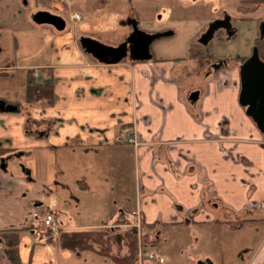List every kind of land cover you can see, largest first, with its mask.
Masks as SVG:
<instances>
[{
    "label": "crops",
    "instance_id": "obj_1",
    "mask_svg": "<svg viewBox=\"0 0 264 264\" xmlns=\"http://www.w3.org/2000/svg\"><path fill=\"white\" fill-rule=\"evenodd\" d=\"M17 2L0 0V8ZM20 3L27 6L28 0ZM69 11L80 15L73 8ZM39 12L55 15L46 6L31 13L32 19ZM130 17L136 25H132L123 42L134 28L155 33L141 28L138 14ZM5 25L0 23V28L5 29ZM4 33L0 32L1 54L5 50L1 41L5 39ZM77 39L81 40L79 36ZM209 41L195 47L211 56L204 48ZM83 54L80 64L17 66L15 62L13 68L2 70L48 68L55 90V102L50 108L38 107L28 115L20 103L5 102L16 107V111L0 110L3 149L65 152L58 164L61 168L56 172V188L64 190L66 199H76L74 203L79 209L84 204L73 196L72 190L77 188L65 177L77 166L74 152L79 151L86 158L101 155L97 167L109 175V179H104L120 195L115 217L127 211L136 222V213L149 232L161 236L171 227L200 228L205 232L226 226L230 232L241 233L249 225L262 226L256 232L252 230V243L249 236L244 237L237 242L238 247L231 244L228 255L213 245L197 261L221 264L228 259L231 264H264V136L239 103L240 65L230 64L217 70V65L224 62L214 59L217 64L210 63L214 71L205 75L208 78L204 76V86L194 87L193 76H200L186 70L195 69V59L156 61L154 56L134 62L128 57L116 64H106L85 50ZM195 92H199V99L193 102L190 97ZM219 94L226 95L228 100L213 102ZM30 120L33 124L27 123ZM83 169L89 173L94 167L88 162ZM6 173L0 171V195H11L16 202L18 199L21 208L16 210L13 203L0 196V230L31 227L47 212V186L27 173L21 177ZM87 182L85 178L81 180V193L90 192ZM65 204L71 202L66 200ZM61 221L69 224L71 230L73 227L71 232H88L90 228L83 219L80 224L75 221L76 225L67 216ZM197 236L202 244L203 233Z\"/></svg>",
    "mask_w": 264,
    "mask_h": 264
},
{
    "label": "rangeland",
    "instance_id": "obj_2",
    "mask_svg": "<svg viewBox=\"0 0 264 264\" xmlns=\"http://www.w3.org/2000/svg\"><path fill=\"white\" fill-rule=\"evenodd\" d=\"M17 1V5L0 8V23L7 26L3 29L5 39L1 40L5 50L3 49V53L0 54V101L20 103L26 115L35 108H50L52 105L47 101L27 103L25 98L27 70L20 67L12 70L15 62L17 66L80 64L84 49L81 40L77 39L78 36L82 39L86 35L87 38H95L94 40L105 46L119 47L136 22L131 20L130 15L140 16L143 30L153 31L154 34H172L153 43L151 56L158 58L184 59V61L195 59L198 62L200 56L193 55L190 49L201 43L211 25L217 21H227L228 28L218 29L204 48L212 59L219 61L218 63L227 62L233 66L240 59H248L253 55L257 39H262L264 42V35L261 32L264 23V0H28L27 6L21 5L20 0ZM49 5L53 10L48 8ZM46 6L53 14L66 20V30L59 31L53 26L45 27L38 24L35 18L32 19L31 13ZM70 7L80 15L69 11ZM13 31L17 33L16 38L13 37ZM10 67L12 68L8 69L9 71H2ZM195 70H198V64L195 69L187 67L186 70L200 76L197 79L193 76L194 87L204 86V76L214 71L212 64L200 68L199 73ZM41 74V70H36L37 76L40 77ZM206 78L208 77L205 76ZM185 87L187 89L188 85L185 84ZM217 99L219 102L228 100L226 95L219 94L214 96L212 101ZM27 123L33 124V121ZM0 148H5L2 142ZM64 153L52 150H28V152L14 150L0 155L1 172L5 171L7 175L13 174L16 177L27 173L47 186V200L44 207V211L47 212H44L38 222L31 225L33 229L22 233L23 264H117L116 262L198 264L199 256L211 250L213 245L228 255L227 252H231V244L238 247L237 242L248 236L249 242L252 243L255 240V237H252L253 232L262 229V226L249 225L240 233L230 232L226 226H218L214 231L205 232L200 231V228L192 230L171 227L166 229L162 236L144 229L139 238L141 241L144 240L147 246L142 249L140 241L137 245L133 244L131 225L135 222V218L131 215L132 219H130V213L127 214V211L117 217L114 215L120 206V195H117L113 185H109L105 180L109 179V175L100 172L97 167L103 156L86 158L84 152V157L80 156L79 151L74 152V161L79 167H73V172L66 174L65 177L68 176L73 181L72 186L77 188L75 191L72 190V193L81 200L82 206L84 204L79 209L74 203L76 199H66L64 190L56 188V177L61 168L58 164L65 158ZM88 159L94 170L89 169V173H85L83 164L87 165ZM83 178L91 185L90 192L86 194L78 189ZM2 196L1 199L13 203L16 210L21 208L18 199L16 202L11 195ZM66 200L71 204L66 205ZM25 207L28 210L27 205ZM47 214H52L56 223L61 225L58 236L52 234L49 236L51 232H48L41 223L38 224ZM62 215L63 218L67 216L69 221H76L78 224L83 219L84 223L90 226L89 233L102 232L100 233L102 235L91 236L92 242L97 241L91 243L93 250L72 251L60 246V233L73 230V227L71 230L69 224L61 221ZM122 218L127 219L125 220L127 222L120 223L119 220ZM199 233H203L202 244L198 243ZM117 236L121 237L120 241L116 240ZM2 247L0 244V264H8L2 256ZM141 250L157 252L159 256H163L164 262L147 261L141 256ZM231 262L227 259L224 263H220L231 264Z\"/></svg>",
    "mask_w": 264,
    "mask_h": 264
},
{
    "label": "water",
    "instance_id": "obj_3",
    "mask_svg": "<svg viewBox=\"0 0 264 264\" xmlns=\"http://www.w3.org/2000/svg\"><path fill=\"white\" fill-rule=\"evenodd\" d=\"M40 25H51L59 31L66 29V21L59 16L49 12H39L34 17ZM136 23H134V26ZM228 28L227 21H217L207 31L202 39L205 44L211 39L218 29ZM264 35V23L261 26ZM171 34V33H169ZM168 34H148L134 28L132 35L119 47H108L92 38H82L80 43L86 53L92 55L98 61L106 64H116L130 57L134 62L147 61L151 59V47L154 42ZM2 48L0 46V54ZM219 66V65H218ZM241 91L239 95L240 105L246 109V114L253 120L259 131L264 136V61L259 58L256 48L253 55L240 65ZM199 99V92L191 95L190 100L196 102ZM0 110L15 112L16 107L7 106L0 102Z\"/></svg>",
    "mask_w": 264,
    "mask_h": 264
},
{
    "label": "trees",
    "instance_id": "obj_4",
    "mask_svg": "<svg viewBox=\"0 0 264 264\" xmlns=\"http://www.w3.org/2000/svg\"><path fill=\"white\" fill-rule=\"evenodd\" d=\"M52 4V3H51ZM49 9H53L51 5L48 7ZM3 31V28H0ZM0 31V32H1ZM17 33H13V37L16 38ZM17 41V39H15ZM255 48L258 49L259 58L264 61V42L262 39H257L255 43ZM190 52L193 53L195 56H200L198 59V70H195L196 73L200 72V68H205L210 63H215L214 59H212L209 55L207 56L203 50L199 49L198 47L193 46L190 49ZM154 57V56H152ZM156 61H164V59H157L154 57ZM247 58L240 59L238 61L239 65H242ZM205 60V61H204ZM176 61H184V59H177ZM220 65V64H218ZM231 66L230 63L224 62L221 66H218L217 70L227 68ZM200 67V68H199ZM41 76L36 75V70L34 68H29L26 71V91H25V98L27 103H32L36 101H47L50 105H53L55 102V90H54V79L52 75V71L47 68L41 69ZM40 79V80H39ZM121 140H119L120 142ZM8 150L0 149V155H4ZM127 219H120V223H125ZM134 224V223H133ZM149 227V226H147ZM34 227H26L22 229H6L0 230V244H2V256L6 259L8 264H23L22 263V252H21V244H22V233L26 230L33 229ZM146 228V225H145ZM151 228V226L149 227ZM98 233H89V232H82V231H74V232H65L62 231L60 233V240L59 244L63 249L72 250V251H80V250H93L92 237ZM133 244L137 245L140 241L139 234L136 228L131 229ZM105 234V233H104ZM51 236V233L50 235ZM110 238V237H109ZM108 240V239H107ZM118 241L121 240L120 236H117ZM142 246L146 247L145 241H141ZM128 261V258H127ZM117 264H121V262H116Z\"/></svg>",
    "mask_w": 264,
    "mask_h": 264
},
{
    "label": "built area",
    "instance_id": "obj_5",
    "mask_svg": "<svg viewBox=\"0 0 264 264\" xmlns=\"http://www.w3.org/2000/svg\"><path fill=\"white\" fill-rule=\"evenodd\" d=\"M130 142H134V140L130 139ZM134 215L137 218V221L134 222V224H132L131 226H132V228H136L137 229L138 234L140 236L142 234V232H144V229H146V228L143 225V223H141V221L139 220V216L136 213ZM40 223H41L42 226H44L46 228V230L48 232H51L52 235H54V236H58L59 235L60 225L56 223L55 218H54V216L52 214L44 215L43 218L39 221L38 224H40ZM140 245H141L140 247H142V249H143L141 239H140ZM141 256L145 257L147 259V261L158 260V262L159 261L160 262H164V259L161 258L158 255V253L155 252V251H147V250L144 251V250H141Z\"/></svg>",
    "mask_w": 264,
    "mask_h": 264
},
{
    "label": "flooded vegetation",
    "instance_id": "obj_6",
    "mask_svg": "<svg viewBox=\"0 0 264 264\" xmlns=\"http://www.w3.org/2000/svg\"><path fill=\"white\" fill-rule=\"evenodd\" d=\"M218 66V65H217ZM220 66V65H219Z\"/></svg>",
    "mask_w": 264,
    "mask_h": 264
}]
</instances>
